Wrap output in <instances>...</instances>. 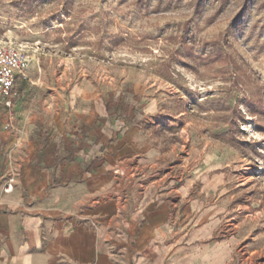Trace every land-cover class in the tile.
<instances>
[{
  "label": "rangeland",
  "instance_id": "374dc122",
  "mask_svg": "<svg viewBox=\"0 0 264 264\" xmlns=\"http://www.w3.org/2000/svg\"><path fill=\"white\" fill-rule=\"evenodd\" d=\"M0 38L30 59V80L15 87L23 113L77 86L141 96L159 103L146 131L173 175L187 176L196 148L218 152L236 264H264V0H0ZM2 112L18 133L31 128Z\"/></svg>",
  "mask_w": 264,
  "mask_h": 264
},
{
  "label": "crops",
  "instance_id": "0c3cea01",
  "mask_svg": "<svg viewBox=\"0 0 264 264\" xmlns=\"http://www.w3.org/2000/svg\"><path fill=\"white\" fill-rule=\"evenodd\" d=\"M15 103L0 107V264H236L224 158L196 148L173 175L146 131L157 100L77 86L40 115Z\"/></svg>",
  "mask_w": 264,
  "mask_h": 264
},
{
  "label": "built area",
  "instance_id": "2783aa9c",
  "mask_svg": "<svg viewBox=\"0 0 264 264\" xmlns=\"http://www.w3.org/2000/svg\"><path fill=\"white\" fill-rule=\"evenodd\" d=\"M29 64L30 59L24 49L0 38V107L13 108L16 83L30 80ZM14 187V181L9 180L5 193H12Z\"/></svg>",
  "mask_w": 264,
  "mask_h": 264
}]
</instances>
